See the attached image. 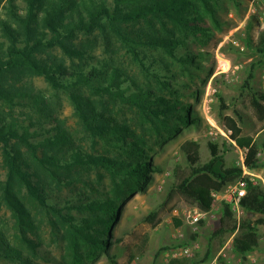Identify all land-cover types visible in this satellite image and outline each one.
Segmentation results:
<instances>
[{
  "label": "rangeland",
  "instance_id": "rangeland-1",
  "mask_svg": "<svg viewBox=\"0 0 264 264\" xmlns=\"http://www.w3.org/2000/svg\"><path fill=\"white\" fill-rule=\"evenodd\" d=\"M98 1H103L112 11L115 8L114 0ZM192 3L188 15L204 19L194 21L201 25L198 32H194L192 24L185 20L151 17L109 25L105 32L79 33L72 46L85 52L82 57L70 58L58 47L39 55L40 59L50 63L65 61L70 71L89 72L94 66L97 69L107 64L116 66L140 86L172 99H183L191 105L195 123L183 127L180 133L170 136L162 126H159V133L153 131L152 123L137 108L110 96H102L87 85L55 88L42 75L26 78L19 84L43 98L41 109L26 102L11 108L0 100V109L8 120L26 125H31V120L34 122L30 127L34 142L54 136L57 127L65 129L69 143L40 147V157L69 158L75 150H80L126 160L128 156L111 140L94 136L86 129L72 99L74 93H79L110 121L132 125L139 135L144 136L148 143L147 156L141 161H148L153 167L152 179L144 190L132 193V184L104 167L49 168L33 159L23 147L28 171L33 175L34 183L43 189L48 203L61 208L75 222L85 224L86 231L94 239H107L110 246L106 251H96L82 240H72L69 223L40 205L26 189H21L19 198L30 214L26 221L32 228L28 230L19 221L17 213L4 202L0 186V230L2 237L18 253L7 256L0 251V264H169L191 241L199 243L192 264H264V223L259 225L261 240L256 252L246 255L237 252L235 234L220 235L217 232L225 202L221 196L216 200L214 216L203 220L198 232H193L185 221V211L193 208V204L178 194L172 176V168L177 164L203 165L208 162L213 156V144L226 151L229 166H242V154L227 128L226 117L230 116L242 128L241 135L253 137L259 145V167L250 170L264 178V120L249 105L245 88V80L253 72V86L264 92V58L248 45L246 30L249 18L255 14L257 21L252 31L255 39L264 31V0L210 1L208 5L212 11L207 10L200 0H192ZM15 4L16 10L27 13L25 0H15ZM0 18L13 19L10 0H0ZM160 38L175 43L178 58L150 42ZM131 41L137 43L134 45H137L139 55L131 51L128 45H133ZM180 58L187 59V62ZM100 75L104 76L102 72ZM161 81H167L170 88L179 93L171 92ZM93 83L97 84L95 80ZM130 84L128 81L124 87ZM187 140L201 143L197 153L188 155L182 152L181 145ZM5 177L0 145V183ZM250 185L264 195L262 181ZM108 199L117 201V209L111 214L91 207ZM253 201L257 206L258 198ZM244 202L240 211L235 212L239 219H264V212L250 210ZM152 212L159 214L156 224L145 220ZM114 214L117 217L112 223ZM174 217L182 221L181 227H176ZM209 221L212 222L208 226Z\"/></svg>",
  "mask_w": 264,
  "mask_h": 264
},
{
  "label": "trees",
  "instance_id": "trees-1",
  "mask_svg": "<svg viewBox=\"0 0 264 264\" xmlns=\"http://www.w3.org/2000/svg\"><path fill=\"white\" fill-rule=\"evenodd\" d=\"M27 2V13L22 14L16 10L15 0H10V9L13 19L0 18V100L4 106L13 108L18 103L26 102L41 109L44 104L42 97H38L32 91L19 86L24 79L32 78L34 75L45 76L55 88H70L87 85L102 96H110L124 102L126 105L140 110L141 115L146 117L152 124L153 131L160 132L164 127L170 136L178 134L183 127H187L195 120L192 119V107L183 99H172L157 92L140 86L126 71L119 67L104 65L101 69L94 66L91 71H70L65 61L50 63L42 60L39 55L44 51L61 48L70 58L85 55L72 46L79 33L92 34L97 30L105 32L109 25L116 26L117 23H129L149 20L151 17H168L173 21H187L192 24V30L198 32L200 20L190 14L192 0H114L113 11L103 1L98 0H25ZM209 7L210 1L200 0ZM254 1V0H248ZM123 8L126 10L124 11ZM185 14V15H184ZM196 21V22H194ZM256 15L253 14L247 23V43L264 58V31L258 39H255L252 31ZM181 22V23H182ZM202 29L201 31H204ZM130 42V41H128ZM153 42L161 46L175 58V43L166 39H157ZM129 45L135 55H139L135 41ZM149 43V44H151ZM137 44V43H136ZM187 58H190L187 56ZM185 63L187 59L180 58ZM102 65L104 63H101ZM102 75L106 73L103 77ZM162 79V78H160ZM254 73L251 72L245 80V88L248 90V102L261 120H264V92L258 91L252 84ZM66 80V81H65ZM94 80L97 82L95 85ZM130 86L124 87L126 82ZM173 93H179L171 89L167 81H161ZM73 103L77 113L83 120L85 127L94 136L105 140H111L116 148L128 156L126 160L114 159L106 155H91L80 150H75L69 158H56L55 156L38 155L40 147L49 145L63 146L69 143V137L65 129L55 128L57 133L46 138L44 141L34 142L31 138V125L22 124L17 120L7 119L3 109H0V145L2 146L3 161L6 169V177L0 183L3 200L6 205L18 215V219L28 230L31 227L28 220L30 217L27 208L19 198V191L26 189L32 198L48 210L56 213L64 222L69 223L72 240H82L93 249L106 251L110 242L104 238L95 239L86 231L83 223L75 222L73 217L63 213L61 208L50 205L43 195L44 191L33 181V175L28 171V163L25 162L23 147H26L33 159L41 165L51 168L59 166L70 168L71 166H101L108 169L112 174L118 175L134 186L132 193L142 191L145 185L152 179V164L141 159L147 156V140L138 134L132 125L120 124L110 121L98 107L86 102L83 95L74 93ZM227 128L232 132L231 139L240 147L248 149L245 166L248 169L259 167V145L250 136H242V128L237 121L226 117ZM26 122V121H24ZM225 147V146H224ZM201 148V143L187 140L181 145L185 154H194ZM212 158L203 165L177 164L172 168L173 187L187 201L197 205L203 211H211L215 205L214 192H222L227 185L235 183L244 176V168L240 165L229 166L226 159V151L217 144L211 145ZM257 197V206L253 199ZM245 201V202H244ZM250 210L264 212V195L257 191V187L248 188V193L242 203ZM91 206V205H90ZM94 209H104L111 214L117 209V201L106 200L91 206ZM159 214L152 212L146 217V221L156 224ZM117 215H112L113 223ZM176 227L182 226V221L174 217ZM260 223L264 219L254 221L246 217L239 219L229 203L224 202L220 217L218 234H235L234 246L237 252L248 254L255 251L261 240ZM0 230V251L7 256H15L16 252L3 237ZM169 264H192L191 259L174 257Z\"/></svg>",
  "mask_w": 264,
  "mask_h": 264
},
{
  "label": "built area",
  "instance_id": "built-area-1",
  "mask_svg": "<svg viewBox=\"0 0 264 264\" xmlns=\"http://www.w3.org/2000/svg\"><path fill=\"white\" fill-rule=\"evenodd\" d=\"M236 146L240 151V153L242 154V161H243L242 167L245 170L244 176L241 179H239L237 182L230 183L229 185H227L222 192L213 193V195L216 197V200L217 199L220 200L221 196H224L225 202L231 205L234 213L240 211L242 201L248 193V188L251 182L254 184H258L259 182L262 181L264 184V178L261 175L251 171L245 166V159L248 153V149L242 148L237 144ZM213 210L214 207L211 211H203L198 206L193 205V208L189 209L188 211L187 210L185 211L186 221L191 226L193 232H198L201 222L203 220H206L209 217L214 216ZM198 249H199V243L197 241H191L189 242L188 245L182 248L180 255H175V257L193 259Z\"/></svg>",
  "mask_w": 264,
  "mask_h": 264
},
{
  "label": "crops",
  "instance_id": "crops-1",
  "mask_svg": "<svg viewBox=\"0 0 264 264\" xmlns=\"http://www.w3.org/2000/svg\"><path fill=\"white\" fill-rule=\"evenodd\" d=\"M194 206H197V205H195V204H193ZM221 217V216H220ZM220 220V219H219ZM186 221V220H185ZM187 222V221H186ZM211 222L212 221H209L208 223H207V225L209 226V224H211ZM181 227V226H180ZM178 228V227H177ZM202 238H203V236H202ZM252 252H256V250L255 251H252ZM250 253V252H249Z\"/></svg>",
  "mask_w": 264,
  "mask_h": 264
}]
</instances>
